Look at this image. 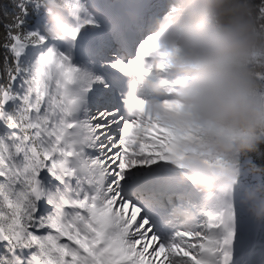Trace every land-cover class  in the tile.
<instances>
[{"label": "snow or ice", "instance_id": "snow-or-ice-1", "mask_svg": "<svg viewBox=\"0 0 264 264\" xmlns=\"http://www.w3.org/2000/svg\"><path fill=\"white\" fill-rule=\"evenodd\" d=\"M69 8L74 27L53 38L45 0L0 7V264H264L239 188L198 190L183 169L194 132L148 103L164 0Z\"/></svg>", "mask_w": 264, "mask_h": 264}, {"label": "clouds", "instance_id": "clouds-1", "mask_svg": "<svg viewBox=\"0 0 264 264\" xmlns=\"http://www.w3.org/2000/svg\"><path fill=\"white\" fill-rule=\"evenodd\" d=\"M69 3L45 0L53 38L74 27ZM259 8L256 0H164L150 34L165 71L149 76L145 87L154 111L194 132L183 161L192 184L203 193L239 188L241 206L264 223V167L252 160L264 144V18ZM169 94L174 107L166 110L160 98ZM173 212L185 229L195 228L192 208Z\"/></svg>", "mask_w": 264, "mask_h": 264}, {"label": "trees", "instance_id": "trees-1", "mask_svg": "<svg viewBox=\"0 0 264 264\" xmlns=\"http://www.w3.org/2000/svg\"><path fill=\"white\" fill-rule=\"evenodd\" d=\"M12 4V0H0V7L10 6ZM256 164L264 167V164H261L259 160L256 161Z\"/></svg>", "mask_w": 264, "mask_h": 264}, {"label": "rangeland", "instance_id": "rangeland-1", "mask_svg": "<svg viewBox=\"0 0 264 264\" xmlns=\"http://www.w3.org/2000/svg\"><path fill=\"white\" fill-rule=\"evenodd\" d=\"M99 2L119 3L122 2V0H99Z\"/></svg>", "mask_w": 264, "mask_h": 264}]
</instances>
